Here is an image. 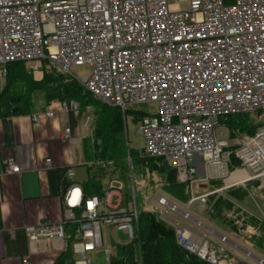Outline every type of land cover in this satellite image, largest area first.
<instances>
[{
  "label": "built area",
  "instance_id": "built-area-1",
  "mask_svg": "<svg viewBox=\"0 0 264 264\" xmlns=\"http://www.w3.org/2000/svg\"><path fill=\"white\" fill-rule=\"evenodd\" d=\"M41 62L69 77L87 64L88 78H71L92 99L119 109L124 117L139 112L137 106L154 105L152 115L139 112L136 152L140 158L162 160L180 183L245 175L222 191L264 181V127L238 144L234 157L240 167L234 171L224 152L227 144L214 136L226 118L264 113V0H0V76L10 64H31L38 71ZM59 112L77 118L79 105L63 102ZM42 117L52 119L54 113L32 114L31 120L38 125ZM61 141L75 144L69 128ZM125 146L129 199L121 179L111 180L101 196H85L74 182V170L67 169L61 177L62 221L24 227L28 238L64 241L67 227L75 226L74 264H88L87 255L100 249L111 258L109 248H103L104 228L124 233L131 243L140 212L127 140ZM94 166L105 169L111 163ZM19 173L13 160L3 162L4 175ZM113 195L118 197L114 206ZM208 196H192L186 210L196 202L204 207ZM149 205V212L174 231L181 251L207 264H237L223 258L224 251L211 241L214 235L219 244L229 240L175 202L156 192Z\"/></svg>",
  "mask_w": 264,
  "mask_h": 264
},
{
  "label": "trees",
  "instance_id": "trees-1",
  "mask_svg": "<svg viewBox=\"0 0 264 264\" xmlns=\"http://www.w3.org/2000/svg\"><path fill=\"white\" fill-rule=\"evenodd\" d=\"M54 71L56 74L46 73L44 82L40 83L34 81L25 63L8 65L6 75L3 78V86H0V119L34 114L32 112V108L36 107V104L32 103L34 98L41 97L45 105H49L54 100L66 99L67 102H72L74 98L78 99L86 94L89 95L71 77L61 74L55 68ZM89 97L91 98L90 95ZM74 102L78 103L77 101ZM98 105L99 107L96 106V109L90 113L93 120L92 131L81 143L83 167L86 168L87 173V181L81 185L85 196L103 195L104 188L101 181L107 176L108 167L105 169L98 168L94 166L96 162L111 163L110 167L114 171H119L121 180L123 167L128 170L122 113L117 108L100 103ZM79 111L81 115L80 107ZM126 115H133L138 121L142 118V114L139 112H129ZM227 125L230 128V136L235 134V131L252 135L261 128L249 122L247 118L238 121L232 120ZM130 158L131 173L134 164L135 169L137 168L136 170L142 172V176L149 174L150 177L157 174L164 182V188L181 194V186L176 182V172L162 160L140 158L137 152L131 151ZM234 160L236 161L235 164L230 163L231 171L239 166L238 160L235 158ZM66 170L61 171L60 178ZM126 190L127 188H125L124 194L129 199V193ZM222 206L223 203L217 201L213 212L219 215V212L225 208ZM68 228L72 233V240L68 242V247L71 248L72 244L78 241V233L75 226H68ZM261 233L262 235L259 237L253 236L251 243L259 254L263 255L264 228L261 229ZM108 262L109 264H207L181 251L175 243L174 231L157 220L153 214L145 211L139 213L138 232L135 239L125 246H117L116 254Z\"/></svg>",
  "mask_w": 264,
  "mask_h": 264
},
{
  "label": "rangeland",
  "instance_id": "rangeland-1",
  "mask_svg": "<svg viewBox=\"0 0 264 264\" xmlns=\"http://www.w3.org/2000/svg\"><path fill=\"white\" fill-rule=\"evenodd\" d=\"M181 7L184 8L185 4H182ZM25 66L29 69L34 81L36 82H44V76L46 73L56 74L54 68L47 62H41L38 71H34L31 64H25ZM71 74L72 75H70V77L72 76V78L76 80L88 78L90 75L89 66L86 64L78 67L72 71ZM3 78L4 76H0V86H3ZM61 101L67 102L66 99ZM61 101L54 100L49 105H45V102L41 97L38 99L34 98L32 103H35L36 107L32 108V112H34V114L44 113L52 104H61ZM74 101L78 102L80 110L82 111V114L80 115L79 113L77 116L79 136L76 140L77 144L72 149L78 165L75 168V179L79 185H82L87 181V173L86 168L81 166L82 163L84 164L81 143L82 140L89 136L92 131L93 120L90 113L93 109H96V106L99 107V103L90 98L87 94L84 97L82 96L78 99H72V102ZM134 110L142 112L146 115H152L156 112V107L154 105H144L137 106ZM122 118L123 131L124 126L126 129V135L124 136L125 140L129 143V150L131 152H136L139 146L136 132L139 126L138 119H136L133 115H127L125 117L122 115ZM244 118H247L249 122L256 126L264 127V113L255 112L245 116L226 118L223 122H221L220 126H218L214 133L215 140L217 142L224 141L227 144L224 152L225 154H228L229 162L232 164L236 163L234 160V153L238 144L248 135L245 132L235 131V134L230 136V128H228L229 126L227 124L232 122V120L238 121ZM239 167L240 166L235 167L234 170ZM136 169L133 164L131 176L134 183V197L138 212H149L152 210L149 202L156 192L175 202L182 211L186 210V205L192 196L200 197L202 195L210 194V196L206 199L204 207H201L200 204L196 202L188 208L186 212L193 219L201 222L206 227L214 230L219 235L225 236L229 240L227 244H221L226 249V252H223V258L232 260L233 262L237 261V264H264V254H259L258 250L251 243V238L253 236H261V229L264 228V187L258 188L256 191L254 184L248 183L238 188L220 191V189L224 186L221 180L198 182L192 185L188 182L180 183L176 177V182L181 186L182 190L181 194H177L172 192L171 189L164 188V182L157 174H153L150 177L149 174H144L142 176V172ZM198 176V179L202 180L203 177L201 171H199ZM118 177L119 171H114L110 166H108L107 176L102 180L103 188L105 189L111 180L120 179V177ZM129 177V167L128 170L126 167H123V170H121V178L126 188H128L130 184ZM114 186L117 187V185ZM126 191L129 193V189ZM187 199L188 201L186 202ZM110 201L111 205L114 206L118 203V197L113 195ZM217 201L222 202L225 207L221 210V212H219V215L213 212ZM175 218L184 223V220L180 219L177 215ZM185 226L190 229H196L191 224H185ZM197 230L198 229L195 231ZM127 241V236L122 232H114L107 228L102 230L103 248H109L111 256L116 254V248L118 245L127 244ZM87 258L89 264H107L108 261L103 249H100L95 253H91Z\"/></svg>",
  "mask_w": 264,
  "mask_h": 264
},
{
  "label": "crops",
  "instance_id": "crops-1",
  "mask_svg": "<svg viewBox=\"0 0 264 264\" xmlns=\"http://www.w3.org/2000/svg\"><path fill=\"white\" fill-rule=\"evenodd\" d=\"M59 107V103L52 104L47 110L52 111L54 117H42L38 125L32 122L31 115L0 119V264H74L77 259L68 247L72 240L69 228L64 241L33 242L23 230L41 222L59 224L62 221L63 184L59 177L62 170L72 168L74 182L79 184L75 179L78 165L72 150L77 141L73 145L61 141L66 128L77 140L78 119L72 114L62 115ZM9 159L18 165L19 174H3V162ZM46 160H50L49 165L45 164ZM244 176L235 173L223 185ZM251 183L256 191L264 187V181ZM190 230L197 236L201 234L200 230ZM211 241L226 252L217 235ZM122 245L127 244L118 246Z\"/></svg>",
  "mask_w": 264,
  "mask_h": 264
},
{
  "label": "bare ground",
  "instance_id": "bare-ground-1",
  "mask_svg": "<svg viewBox=\"0 0 264 264\" xmlns=\"http://www.w3.org/2000/svg\"><path fill=\"white\" fill-rule=\"evenodd\" d=\"M233 178L235 179V177L233 176Z\"/></svg>",
  "mask_w": 264,
  "mask_h": 264
}]
</instances>
